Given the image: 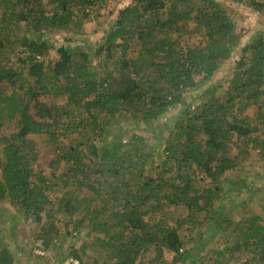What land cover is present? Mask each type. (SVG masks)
I'll use <instances>...</instances> for the list:
<instances>
[{"label":"trees","instance_id":"1","mask_svg":"<svg viewBox=\"0 0 264 264\" xmlns=\"http://www.w3.org/2000/svg\"><path fill=\"white\" fill-rule=\"evenodd\" d=\"M231 1L264 16V0ZM110 4L0 0V202L34 221L44 253L71 240L66 258L79 264H264V216H243L250 200L227 195L264 162V36L241 46L217 0ZM108 8L97 43L52 44L54 31L83 35L90 9ZM173 109L162 139L137 133ZM8 246L0 264H22Z\"/></svg>","mask_w":264,"mask_h":264},{"label":"rangeland","instance_id":"2","mask_svg":"<svg viewBox=\"0 0 264 264\" xmlns=\"http://www.w3.org/2000/svg\"><path fill=\"white\" fill-rule=\"evenodd\" d=\"M133 0H111V4L109 5V8L112 5L113 7L117 9H121L128 4H130ZM226 10H228L231 13L232 18L237 23V31L241 35V46H246L251 39L258 37V36H264V16L261 14H258L257 12L251 10L247 6L234 3L231 0H217ZM109 8L108 11L105 13H102V15L97 16L94 11L90 9L92 12V17L90 21L87 24V30L86 33L83 35H76L72 34L71 32H53L50 34V38L52 39V44L55 46V48H59L62 46V40L63 37H71L74 39H78V42H91L97 43L102 39L104 36V25L109 22ZM110 8V9H111ZM117 11H115L113 17H117ZM54 41V42H53ZM240 46V47H241ZM239 47V48H240ZM52 52L54 53L55 50L53 49ZM238 49L236 50L235 54L233 55L232 60L229 63H226L224 65V68L217 74V76L212 79L211 82H208L205 87H201L200 90L189 93L186 95V100L188 103L195 105L197 102L198 96L210 85H212L215 82H218L223 75L228 73L230 66L234 63L237 57ZM126 74V73H125ZM122 81V79H120ZM46 103L52 106V108H56V111H59V109L64 108V105L66 104V101H55L53 99H44ZM58 109V110H57ZM60 110L59 112H61ZM178 114V109H173L170 112H168L166 115H164L158 122H154L152 125L148 127V131H141L137 132L138 134H142L146 139L153 143L154 139L153 136L156 135L158 137V140L162 139L159 134L157 133L159 130V126H167L172 124L174 117ZM247 114L252 115L253 110L249 109ZM114 122V121H112ZM116 123V122H115ZM122 124L123 122L120 121ZM9 124V123H7ZM12 124H9V126ZM126 126L129 128V126L126 124ZM132 126V125H131ZM150 128L152 129V133ZM5 129V128H4ZM2 129V130H4ZM156 142L153 144V146H156ZM155 157L157 164H161L160 160V154L157 150H155ZM49 154V153H48ZM43 152L41 155L42 163L39 164V168L42 170L45 168L46 164H48V161L52 159L50 155ZM264 162H258V164L255 166V170L253 171V176L250 175V177L247 179L245 176L242 178L243 182H246L249 184V188L244 187L242 184H239L238 186L234 187L233 191H227V195L230 194L233 196H239L238 193H241L242 197H245L244 199H248V204L246 208H243L242 205H238L236 210H240V213L244 215H248L250 212H253L256 216H264V189L263 190H256L258 187L257 185L264 187ZM48 173L47 171H45ZM254 180L252 181V179ZM225 190H230L227 187H224ZM223 193L226 194V191L223 190ZM232 201V199H231ZM232 203V202H231ZM235 204V200L231 205ZM249 207V210H248ZM177 210V209H174ZM250 211V212H249ZM180 210H178L176 213L178 214ZM34 221L32 219H25V217L19 212V209L15 206H11L7 202H0V243L9 245L8 248L11 250V252L14 254L16 260L18 263L22 264H67V261H69L72 258H66L68 254V250L70 249L71 240L66 239L65 236H63L62 241H60L58 248L44 253L42 250L38 249L35 245L33 239H32V230L34 231ZM68 229L66 228L65 231ZM211 232V230H210ZM213 232V231H212ZM84 236V235H83ZM81 244L80 240L76 241V245ZM218 246V239L213 241L212 244L209 243V245L206 247V249H210L213 247ZM198 249V247H201V250L204 251V242L202 244L195 246ZM200 251V250H199ZM202 251V253H204ZM207 252V251H205ZM154 252L151 250L147 254V258H153ZM99 262L98 264H105L107 263V257L105 255L99 256L97 259ZM232 264H240V261H233ZM242 264V263H241Z\"/></svg>","mask_w":264,"mask_h":264},{"label":"built area","instance_id":"3","mask_svg":"<svg viewBox=\"0 0 264 264\" xmlns=\"http://www.w3.org/2000/svg\"><path fill=\"white\" fill-rule=\"evenodd\" d=\"M67 264H79V261L77 259H70L67 261Z\"/></svg>","mask_w":264,"mask_h":264}]
</instances>
